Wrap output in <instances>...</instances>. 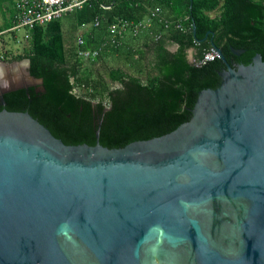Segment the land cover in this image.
<instances>
[{
  "label": "water",
  "instance_id": "obj_1",
  "mask_svg": "<svg viewBox=\"0 0 264 264\" xmlns=\"http://www.w3.org/2000/svg\"><path fill=\"white\" fill-rule=\"evenodd\" d=\"M212 46L220 85L161 136L72 145L0 111V264H264V60L235 67ZM25 63L0 105L43 82Z\"/></svg>",
  "mask_w": 264,
  "mask_h": 264
},
{
  "label": "trees",
  "instance_id": "obj_2",
  "mask_svg": "<svg viewBox=\"0 0 264 264\" xmlns=\"http://www.w3.org/2000/svg\"><path fill=\"white\" fill-rule=\"evenodd\" d=\"M156 8L169 10L173 20L188 17L187 30L173 29L156 41L150 31L162 27L154 20L150 30L131 35L139 46L124 43L127 37L117 45L108 42L110 23L140 21ZM73 14L78 27L92 24L84 43L67 46L62 19L36 26L26 53L12 60L29 59L31 75L43 82L6 92V104L0 105V111L29 112L66 144L99 141L121 148L189 121L200 91L218 87L226 68L221 59L196 66L190 51L200 59L215 43L231 63L233 48L245 49L239 64L251 63L257 53L264 60V0H91ZM96 17L99 26H94ZM79 49L100 54L87 60ZM114 55L120 58L115 64L107 61ZM101 62L106 74L97 71Z\"/></svg>",
  "mask_w": 264,
  "mask_h": 264
},
{
  "label": "built area",
  "instance_id": "obj_3",
  "mask_svg": "<svg viewBox=\"0 0 264 264\" xmlns=\"http://www.w3.org/2000/svg\"><path fill=\"white\" fill-rule=\"evenodd\" d=\"M90 1L91 0H15V20L11 30L25 28L27 30L26 38L30 39L31 31L36 26H45L54 20L62 19L69 13L83 9ZM103 8H108V6H103ZM188 19V17L177 20L167 18L160 8H156L140 21L119 19L110 23L108 29L111 38L108 42L111 45H117L129 35L138 36L142 32L150 30L154 20H157L162 27V30L159 32L150 31L154 40L158 41L163 38L165 33L173 29L186 31L187 27L184 23H186ZM100 23L101 19L96 17L94 26H99ZM83 43L84 38L80 37L78 39V44L82 45ZM196 43L199 44V42ZM78 53L79 56L84 59L94 60L99 56L100 51L79 49ZM217 59H220V53L214 46L206 49L203 57L200 59H195L192 51V62L196 64V66H201Z\"/></svg>",
  "mask_w": 264,
  "mask_h": 264
},
{
  "label": "rangeland",
  "instance_id": "obj_4",
  "mask_svg": "<svg viewBox=\"0 0 264 264\" xmlns=\"http://www.w3.org/2000/svg\"><path fill=\"white\" fill-rule=\"evenodd\" d=\"M12 2L13 0H0V10L1 8H5L6 3L10 6ZM217 13L218 11H215L212 13V15H216ZM74 15L75 14L65 15L62 18L65 40L67 42V46L70 49L71 47H76L78 44V39L80 37L84 38V33L90 31L92 28V24H87L86 26L81 27V29H77L78 26L75 28L76 20ZM26 34L27 30L25 28H18L15 30L16 36H13L11 31L6 32V34L2 37L0 35V77L9 75V77L12 76L21 82L28 81L29 76L26 74V70L28 69L25 63L26 58L22 57L19 60H12V57L24 55L30 47V39L26 38ZM171 48L172 50H175L176 46ZM107 61L113 62L114 60L109 57ZM86 64L92 65V63L88 62ZM106 67V62H101V64H97L96 68H98L97 71L106 74ZM32 83L33 86H41L42 84L36 79H34Z\"/></svg>",
  "mask_w": 264,
  "mask_h": 264
},
{
  "label": "crops",
  "instance_id": "obj_5",
  "mask_svg": "<svg viewBox=\"0 0 264 264\" xmlns=\"http://www.w3.org/2000/svg\"><path fill=\"white\" fill-rule=\"evenodd\" d=\"M162 11H163L164 16H166L167 18H172L169 10L162 9ZM70 14H73V13H69L68 15H70ZM14 20H15V0H13V2L11 3L10 6L6 3L5 8H1V10H0V29H2V31L0 32L1 37L4 36L6 34V32H9V31H11L13 33V36H16L15 30H11V28L14 26ZM73 28H74V26H73ZM75 28H77L76 22H75ZM77 29H81V27H78ZM81 32H82V30H81ZM124 43H127V44L131 43L135 46H137V45L139 46L138 41L136 39H134V37L131 35H129L127 37V39H125ZM111 59L114 60L111 63L115 64V62H117L120 58H118V55L117 56L114 55L113 57H111Z\"/></svg>",
  "mask_w": 264,
  "mask_h": 264
},
{
  "label": "flooded vegetation",
  "instance_id": "obj_6",
  "mask_svg": "<svg viewBox=\"0 0 264 264\" xmlns=\"http://www.w3.org/2000/svg\"><path fill=\"white\" fill-rule=\"evenodd\" d=\"M220 48V47H219ZM223 51V50H222ZM224 53V52H223ZM244 53V52H243ZM242 54V53H241ZM241 54L236 55V57L233 58L232 64L236 67L239 65L237 59L241 56ZM16 80L14 77L7 75V76H1L0 77V88L11 83L12 81Z\"/></svg>",
  "mask_w": 264,
  "mask_h": 264
}]
</instances>
